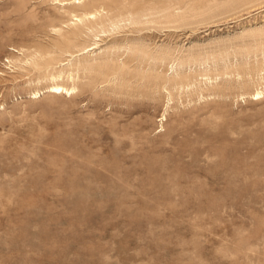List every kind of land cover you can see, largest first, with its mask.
<instances>
[{"label":"rangeland","instance_id":"1","mask_svg":"<svg viewBox=\"0 0 264 264\" xmlns=\"http://www.w3.org/2000/svg\"><path fill=\"white\" fill-rule=\"evenodd\" d=\"M0 264H264V0H0Z\"/></svg>","mask_w":264,"mask_h":264},{"label":"bare ground","instance_id":"2","mask_svg":"<svg viewBox=\"0 0 264 264\" xmlns=\"http://www.w3.org/2000/svg\"><path fill=\"white\" fill-rule=\"evenodd\" d=\"M50 91L52 93H63V92H69L68 89H66L65 87L61 86V85H55L53 86ZM262 93H258L257 96H260ZM256 95V94H255Z\"/></svg>","mask_w":264,"mask_h":264}]
</instances>
